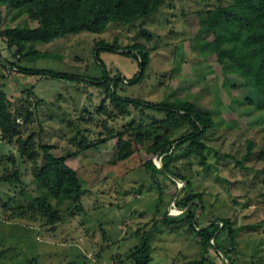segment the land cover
Returning a JSON list of instances; mask_svg holds the SVG:
<instances>
[{"label": "rangeland", "instance_id": "obj_1", "mask_svg": "<svg viewBox=\"0 0 264 264\" xmlns=\"http://www.w3.org/2000/svg\"><path fill=\"white\" fill-rule=\"evenodd\" d=\"M229 2L164 0L146 20L110 23L100 34L83 31L36 44L33 61H24L25 56L20 63L79 77V82L19 73L0 79L12 101L11 110L23 111L17 119L19 134L10 141L0 138V175L15 167L22 180L19 186L0 184V250H8L0 264H121L150 229L151 264H188L203 254L197 235L184 221L187 207L181 205L197 197L202 201L194 214L199 226L229 222L216 238L218 251L208 249L206 264H264V111L243 104L242 99L251 96L250 89H231L220 66L199 57L189 44L193 15ZM0 21L1 27L21 23H9L4 15ZM99 41L121 48L98 54L103 67L95 59ZM135 44L148 52L150 62L140 82L130 84L140 67L122 52ZM10 54L0 41L1 59L12 62ZM105 72L107 87L114 78L120 79L116 88L121 98L188 100L211 111L215 127L203 138L209 147V167L203 171L198 166L188 145L173 153L169 165L190 186L170 173L172 177H167L175 184L158 176L163 187L160 199L144 163L151 160L162 169V162L146 153L142 144L129 159L115 160L116 134L162 120L164 114L133 107L120 114L106 95L107 87L89 80H101ZM29 138L38 165L43 164L38 146L45 145L81 175L80 202L57 205L50 198L63 217L53 232L44 220L8 221L33 198L46 194L33 182L32 161L18 150L17 139L30 143ZM222 154L227 157L217 156ZM166 212L180 216L179 221L167 226ZM230 229L236 232L233 241Z\"/></svg>", "mask_w": 264, "mask_h": 264}, {"label": "trees", "instance_id": "obj_2", "mask_svg": "<svg viewBox=\"0 0 264 264\" xmlns=\"http://www.w3.org/2000/svg\"><path fill=\"white\" fill-rule=\"evenodd\" d=\"M229 1L227 5H218L193 15L192 23H190L192 30L190 48L196 51L199 57L218 64L231 89H250L251 96L243 98V104L255 105L264 111V0ZM163 3L164 0H0V18L4 15L9 23L21 20V23L18 22L14 26L9 24L0 26V41L5 43L13 58L12 62H7L0 57V79L19 73L37 75L39 78L51 76L79 82L81 81L79 77L56 71L27 68L20 63L25 56L27 58L24 61H33L36 44H48L83 31L100 34L110 23L131 25L156 14ZM120 49L114 43L95 42V59L99 62L100 52H117ZM122 55L137 61L140 73L130 84L139 83L150 62L148 52L135 44L124 48ZM99 65L103 67L100 62ZM8 67H15L16 71L7 73ZM89 80L97 87L103 88L107 87L108 76L105 72V77L101 80ZM119 81V78L111 81V86L106 88V95L120 114L127 112L128 107H133L155 110L164 114V118L144 126L140 124L135 127L130 126L116 134L115 160L123 162L129 159L139 148L138 145L142 144L146 153L156 156V159L162 162L163 171L151 160L144 163V169L152 183L157 185L160 199L163 195V187L159 186L157 177H165L175 184V181L169 179L165 172L185 181L186 185L190 186V181L173 173L169 165L173 160V153L182 146L188 145L190 155L197 159L198 166L203 171L209 167V147L203 138L215 127L211 111L188 100L164 98L157 102H150L121 98L116 88ZM31 89H29L30 92ZM24 92L25 90L21 91L23 94ZM11 105L12 101L5 92L4 85L0 84V138L2 141H10L19 134L20 127L17 119L23 115V111L21 109L12 111ZM27 118H30L29 114ZM17 141L19 153L32 161L33 182L46 194L33 198L26 208H20L18 213L10 215L8 221L44 220V225L50 227L49 231L53 232L57 224L62 222L63 217L58 209L54 208L50 198L57 205L70 200L80 202L84 193L81 175L76 169L67 165L65 157L54 156L50 147L45 145L38 146L43 159V164L38 165L32 139L30 143L26 140L17 139ZM217 156L222 159L227 157L223 154ZM0 184L22 185L19 169L13 167L10 171L5 170L0 175ZM201 203V199L197 197V199L185 200L181 205L182 208L187 207L182 214L184 221L197 235L203 254L200 259L189 261L188 264H206L208 249L218 251L216 238L229 225L228 221H223L222 225L210 223L199 226L194 214ZM27 211L32 213L28 215ZM179 218L180 216L170 217L166 212L165 223L171 226L179 221ZM235 235L236 232L230 229L229 236L232 241ZM152 236L153 229L142 233L138 246L126 255L121 264H151ZM7 252V249L0 250V260Z\"/></svg>", "mask_w": 264, "mask_h": 264}, {"label": "built area", "instance_id": "obj_3", "mask_svg": "<svg viewBox=\"0 0 264 264\" xmlns=\"http://www.w3.org/2000/svg\"><path fill=\"white\" fill-rule=\"evenodd\" d=\"M12 71H16V68L15 67H8L6 72L10 73Z\"/></svg>", "mask_w": 264, "mask_h": 264}, {"label": "water", "instance_id": "obj_4", "mask_svg": "<svg viewBox=\"0 0 264 264\" xmlns=\"http://www.w3.org/2000/svg\"><path fill=\"white\" fill-rule=\"evenodd\" d=\"M162 170V169H161ZM163 171V170H162ZM166 173V175L167 176H169V177H172L171 175H169L167 172H165ZM173 179H176V178H174V177H172Z\"/></svg>", "mask_w": 264, "mask_h": 264}]
</instances>
